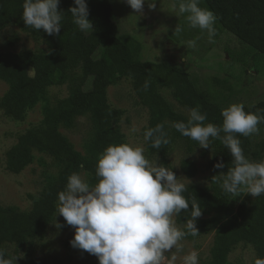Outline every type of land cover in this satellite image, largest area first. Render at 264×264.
Returning a JSON list of instances; mask_svg holds the SVG:
<instances>
[{"label": "rangeland", "instance_id": "obj_1", "mask_svg": "<svg viewBox=\"0 0 264 264\" xmlns=\"http://www.w3.org/2000/svg\"><path fill=\"white\" fill-rule=\"evenodd\" d=\"M33 20L42 8L43 0H29ZM112 20L120 35H129L137 42V59L142 62H167L185 71L199 92L225 114L242 107H252L264 100V55L238 41L205 16H197L199 0H109ZM200 3H202L200 1ZM203 5V3H202ZM60 27L63 21L57 19ZM108 39L91 56V60L112 58ZM111 55H109L110 53ZM0 54L11 58L29 55L47 60L52 54L49 43L42 37L23 30L16 22L0 29ZM114 57V56H113ZM81 61L64 73L61 81L46 80L33 95L19 117L8 114L0 106V206L13 207L28 212L40 194L56 179L62 164L51 155L36 149L28 150L20 161V171L8 169V153L21 136L43 125L47 113L61 102L68 100L74 90L90 89L92 69ZM32 71H28V77ZM136 77L131 74L116 75L107 86L106 97L110 108L120 112L112 123L118 138L119 159L108 171L127 182L124 199L144 217L158 221V231L153 237L149 264H203L211 256L214 231L203 232L187 238L183 228H192L190 222L179 225L175 207L167 199L173 186L182 188L210 187L211 178L218 174L216 163L220 160L222 146L213 133V119L201 109H187L173 97L175 88L152 80L154 90L168 107L182 116L191 131L189 142L179 136L170 120H165L169 148L162 157L147 145V127L153 110L142 103L134 92ZM23 78H0V103L12 95ZM182 89V87H179ZM246 136L244 155L245 172L239 181L237 195L231 200L251 205L259 187H264V118L260 113L251 114L243 123ZM57 132L71 149L82 156L93 141L96 128L90 112L75 116L72 127L62 124ZM197 134L195 138V134ZM244 141V139H243ZM182 161L195 168L193 177H187L180 168ZM161 172V174H160ZM140 174L150 193H159L162 209L146 204L132 186L133 176ZM161 175L157 188L149 183L153 175ZM105 196L95 177L80 169L55 203V213L40 235L29 239L23 249L12 243L2 247L15 264H138L141 240L129 225L113 220L109 224L111 257L100 255V243L86 240L99 220V203ZM200 213L199 219L213 216ZM69 241H74L72 247ZM258 252L251 243L238 242L226 256V264H258Z\"/></svg>", "mask_w": 264, "mask_h": 264}, {"label": "trees", "instance_id": "obj_2", "mask_svg": "<svg viewBox=\"0 0 264 264\" xmlns=\"http://www.w3.org/2000/svg\"><path fill=\"white\" fill-rule=\"evenodd\" d=\"M43 1L48 8L39 11L37 19L42 23L36 26L29 0H0V29L16 22L23 30L44 38L52 49L47 60L29 55L11 58L0 54V78H23L14 93L2 100L0 106L8 114L19 117L44 81H61L64 73L81 61L89 63L86 70L89 73L92 69L93 81L89 90H74L68 100L52 108L42 126L29 130L10 149L8 169L11 172L20 171V161L31 149L51 155L62 167L30 211L20 212L13 207L0 206V264H15L3 249V243H12L17 249H23L29 239L40 235L55 213L58 197L80 169L92 174L105 192L98 205L99 220L86 240L99 241L100 255L111 257L108 226L117 220L139 234L138 264H149L158 221L154 217H144L133 208L122 194L129 184L108 171V167L119 159L118 138L111 126L120 112L109 107L106 89L119 74L136 77L135 94L153 110L147 127V145L162 157L168 151L170 141L165 120H170L174 131L189 142L192 133L186 120L171 110L154 90L152 80L175 88L173 97L184 108L199 107L204 115L213 119L212 130L221 143L222 154L216 163L218 174L211 178L210 187L173 186L167 193L168 201L175 207L176 222L182 226L193 223L192 228H183L187 238L214 231L211 258L203 264H226L231 247L241 241L251 243L258 252V264H264V187L257 189L255 199L248 207L242 203L233 208L231 204L245 172L244 155L248 141L243 123L253 113H260L264 118V100L252 107L223 114L207 95L197 90L188 74L179 67L167 62L138 60L137 42L132 36L119 34L112 20L109 0ZM199 4L197 16H205L241 43L264 55V0H199ZM57 19L63 21L62 27ZM105 39H108V48L114 57L109 52L112 58L92 61L91 56ZM29 70L32 71L31 77H28ZM86 112L91 113L96 132L87 148V155L82 156L59 135L57 126L72 127L75 116ZM197 134L201 132L196 133L195 138ZM180 168L189 178L195 174L194 166L188 161H182ZM160 174L151 177L149 185L152 188L161 184ZM132 186L146 204L163 208L162 196L150 193L140 174L133 176ZM200 213L214 215L199 219ZM67 244L72 247L76 243L69 241ZM29 264L41 263L31 260Z\"/></svg>", "mask_w": 264, "mask_h": 264}]
</instances>
